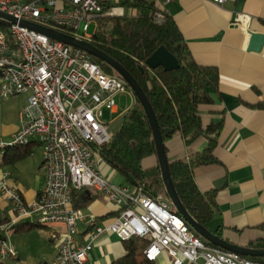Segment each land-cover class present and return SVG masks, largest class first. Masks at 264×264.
<instances>
[{"label": "built area", "instance_id": "obj_1", "mask_svg": "<svg viewBox=\"0 0 264 264\" xmlns=\"http://www.w3.org/2000/svg\"><path fill=\"white\" fill-rule=\"evenodd\" d=\"M137 0H0V10L15 17L68 33L92 42L99 21L116 14L115 8ZM155 8L153 19L163 23L175 0H144ZM223 5L237 0H207ZM234 21L242 28L250 16L237 12ZM5 22V21H4ZM96 23L94 33L89 27ZM0 27V95L27 94L21 109V129L14 142L1 145L25 146L33 141L43 151L46 181L34 199L27 200L6 181L0 198L9 202L11 216L0 224V260L17 259L18 251L9 239L10 231L23 222L49 227L56 245L52 261L43 264H86L101 235L115 234L121 241L143 239V255L156 261L164 252L174 264H261L231 251L206 244L173 210L170 200L154 197L140 185H120L101 173L99 150L115 134L104 118L105 110L118 112L116 97L132 92L126 82L111 75L84 50L30 30L19 23ZM7 175L10 173L7 172ZM95 190L119 211L109 222L93 212L73 205V190ZM83 225V226H82Z\"/></svg>", "mask_w": 264, "mask_h": 264}, {"label": "crops", "instance_id": "obj_2", "mask_svg": "<svg viewBox=\"0 0 264 264\" xmlns=\"http://www.w3.org/2000/svg\"><path fill=\"white\" fill-rule=\"evenodd\" d=\"M169 10L196 62L217 67L220 74L219 91L213 93L214 102L200 109L204 127L210 123L221 125L214 149L216 162L194 169L199 190L202 193L214 192L218 206L205 226L231 243L251 247V242L264 237V109L257 106L264 101V44L260 51L249 50L248 47L250 30L264 34V0H237L223 5L207 0H175ZM237 12L250 16L247 27L242 28L234 21ZM21 95L25 97L21 106L8 105L15 119L12 137L21 129V108L28 103V95ZM135 103L136 97L133 96L132 107ZM33 144L40 145L36 141L27 145L30 155L15 162L11 160L17 153V146L8 147L13 150L0 148L4 152L0 185L6 181L19 189L27 200L34 199L46 181L42 147L40 145L41 151L35 153L31 150ZM207 145L205 137L187 144L181 134H175L166 142L171 161L189 159L191 155L202 152ZM155 163V157H149L143 164L149 167ZM109 168L112 172L107 171L104 175L110 178L116 171L111 166ZM7 172L10 174L7 175ZM116 179L117 184L129 186L125 184V180L129 179L125 175L120 173ZM98 195L95 194L87 207L81 208L95 213L107 223L117 216L119 209L104 199L106 203H102ZM9 206L8 201L0 198V224L3 216H11ZM8 236L18 251V258L0 260L3 264H43L44 261H52L56 255V245L50 239L47 226L31 229L16 227ZM126 254L125 242L106 232L95 243L86 264H112ZM203 263L204 260L199 259L187 264ZM156 264L174 262L164 252Z\"/></svg>", "mask_w": 264, "mask_h": 264}, {"label": "trees", "instance_id": "obj_3", "mask_svg": "<svg viewBox=\"0 0 264 264\" xmlns=\"http://www.w3.org/2000/svg\"><path fill=\"white\" fill-rule=\"evenodd\" d=\"M124 6L134 7L136 13H116L101 18L92 43L121 63L141 85L157 116L167 155L166 142L175 134H181L187 144L199 137L208 140L206 148L191 155L189 159H169L171 175L185 207L198 222L207 225L218 210L215 193H202L199 190L194 179V169L216 162L214 149L221 125L210 123L204 127L200 109L203 105L214 102L213 93L219 91V70L196 62L182 32L170 15L165 22L159 24L153 19L155 8L152 3L137 0L134 3H124ZM8 26V23L0 21V27L4 30ZM162 45L177 57L179 68L165 71L163 67H148L147 59ZM92 59L106 73L120 77L107 63L95 57ZM257 106L264 109V101ZM165 129H172L173 132L165 134ZM26 147L28 146H17V153L11 161L30 155L31 152ZM99 157L101 162L107 163L116 172L133 178L136 185L142 186L148 194L170 200L162 178L153 130L145 109L137 98L135 105L124 114L113 139L99 150ZM149 157H155L156 163L145 167L143 163ZM5 159L7 160L6 156ZM72 196L75 207H87L95 198L91 189L73 190ZM187 225L198 235L188 223ZM23 226L28 229L40 227L39 224L28 223L14 228ZM262 228L264 230V224ZM198 236L212 246L209 241ZM249 245L264 248V237ZM146 246L147 241L143 239L126 241L127 254L112 264H156V261L144 257ZM245 257L264 264V257ZM0 264L3 263L0 261Z\"/></svg>", "mask_w": 264, "mask_h": 264}, {"label": "water", "instance_id": "obj_4", "mask_svg": "<svg viewBox=\"0 0 264 264\" xmlns=\"http://www.w3.org/2000/svg\"><path fill=\"white\" fill-rule=\"evenodd\" d=\"M0 21H5L9 23H19L22 26L34 30L36 32L45 34L52 39L62 41L68 45L75 48L87 51L92 57H95L108 65H110L119 76L126 82L134 96L140 101L145 109L147 117L149 119L151 128L153 130L154 140L157 149L158 160L160 164V169L162 173V178L164 180L166 191L170 197V200L179 214L184 218L186 223H188L197 234L209 241L210 243L218 246L224 250L234 252L241 256H252V257H264V248H252L239 246L234 243L227 241L226 239L220 237L219 235L210 231L205 225L198 222L185 207L183 201L181 200L177 188L174 184L170 166L169 158L166 152L165 143L163 140L162 130L160 128L157 116L153 109V106L147 97L145 91L134 78V76L116 59L108 55L106 52L95 46L92 42L78 39L68 33L59 31L57 29L42 26L27 20H17L15 17L9 15L8 13L0 10ZM250 41L249 50L260 51L264 44V34L249 31ZM146 64L151 69H156L158 67H163L165 71H171L180 67V62L177 57L171 53L164 45L160 46L146 61ZM172 129H165V134L172 133ZM132 185H136V181L129 177Z\"/></svg>", "mask_w": 264, "mask_h": 264}, {"label": "rangeland", "instance_id": "obj_5", "mask_svg": "<svg viewBox=\"0 0 264 264\" xmlns=\"http://www.w3.org/2000/svg\"><path fill=\"white\" fill-rule=\"evenodd\" d=\"M115 11L117 13H126V14L129 13V11L127 9L123 10L121 8H115ZM95 30H96V23L94 22L89 27V33H94ZM15 96H16V98H14V96L3 97L0 95V146L3 144L9 145V144H12L14 142V138L12 137V134L14 133L15 119L12 116L8 105L19 104L21 106V103L24 100L23 98H25L21 94L15 95ZM133 96H134L133 92L128 91L126 93L119 94L116 97L118 107H119L117 114L113 115L110 111L105 110L104 118L110 124V127L113 129V132H116L118 130V128L120 127L122 120H123V117H124V112L128 111L129 109L132 108L131 102H132ZM27 104L26 103L23 104V107H25ZM19 147L23 148V146H19ZM8 149L13 150V148H8ZM31 150L35 153L40 152L41 151L40 145L33 144L31 146ZM3 158H4V152H2L0 149V167L3 163V160H4ZM100 170H101L102 174H106L107 171L112 172L111 168H109V166H107L105 163L100 164ZM119 174L120 173L115 172L112 175H110L111 181L116 183L115 182V181H117L116 177L119 176ZM125 184L131 185L130 180L126 179ZM93 192H94V194L98 195V193L95 190H93ZM98 199L102 203H106V202H104L103 198L100 195H98ZM8 212H9V214H11V207L10 206L8 207Z\"/></svg>", "mask_w": 264, "mask_h": 264}]
</instances>
